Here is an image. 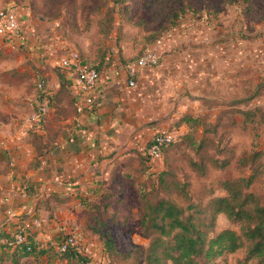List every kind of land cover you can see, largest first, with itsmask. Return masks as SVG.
I'll return each mask as SVG.
<instances>
[{
	"label": "crops",
	"instance_id": "1",
	"mask_svg": "<svg viewBox=\"0 0 264 264\" xmlns=\"http://www.w3.org/2000/svg\"><path fill=\"white\" fill-rule=\"evenodd\" d=\"M23 26L25 40L8 41L0 35V48L21 54L15 63V67L20 65L19 70L29 68L34 78L45 79L50 110L44 129L30 132L37 133L42 141L37 145L32 139L24 141V137L16 136L17 128L12 130L10 126L24 108L31 110L29 102L25 105L23 100L25 89L0 87V141L7 140L5 147L0 145V231L12 234L24 219L35 214L42 223L34 233L45 249L50 244L58 245L64 234L76 228V221H71L79 218L73 215L79 207L113 196L116 173L124 177L130 164L135 162L139 168L143 165L140 146L148 145L157 130L170 127L174 120L179 122L189 112L190 100L195 98L192 94L200 90L204 78L209 77L217 87H240L241 92L249 84L247 52L207 54L203 51L207 47L198 46L195 58H190L182 50L188 37L176 35L177 29L159 65L142 69L137 86L131 87L127 62L136 59L141 48L135 49L131 41L124 39L116 44V54L101 69L96 88L99 105L86 108L77 127L76 103L83 91L77 71L64 67L61 61L73 50L81 53L83 61H95L89 43L77 44L62 35H40L45 25L38 23L25 21ZM85 51L87 55L82 54ZM4 77L0 75V84L12 82ZM247 103L231 105L239 111L252 108ZM134 143H139L138 150L132 149ZM11 161H15L14 166ZM159 162L150 160L152 172L158 170L155 166ZM70 188L77 189L74 196H69ZM37 263L33 256L21 260V264Z\"/></svg>",
	"mask_w": 264,
	"mask_h": 264
},
{
	"label": "rangeland",
	"instance_id": "2",
	"mask_svg": "<svg viewBox=\"0 0 264 264\" xmlns=\"http://www.w3.org/2000/svg\"><path fill=\"white\" fill-rule=\"evenodd\" d=\"M182 4L188 8L187 14L192 13L176 26V35L188 37L187 42L182 44L187 57L195 58L193 55L197 53L198 46L207 47L203 48L207 54L227 55L231 51L244 55L247 52L249 84L241 92L240 87L226 88L223 84L217 87L219 85L213 84L209 77L204 78L200 90L192 94L195 98L190 100L191 106L187 110L186 115L193 120L182 125H176V120L171 122L170 128L176 131L177 140L164 151L155 166L158 170L152 172L150 169L154 165L144 157V166L135 167L134 162L128 166L126 176L120 177L116 173V183L111 187L115 188L116 184L113 196L110 195L112 197H105L101 203L90 202L73 212L74 217H79L71 221H76V228L63 236L75 235L81 248L97 264H145L149 241L143 236L141 227L143 208L139 187L150 191L159 171L171 169L186 178L194 200L208 199L210 188L215 195H223L225 191L220 187L222 180L250 175L251 166H240L238 159L264 148V0H0V9L16 7L24 22L45 25L40 35H62L77 44L89 43V53L98 55L104 52L109 55V61L116 54V44L124 39L131 41L135 49L141 48L139 56L165 32V26L171 25L173 9ZM82 54L87 55L88 52ZM18 56L21 54L0 48V75L4 77L9 73L10 76L4 78L12 81L0 84V87L25 89L23 100L28 105L34 92H37L40 78H34L29 68L19 70L20 65L15 67ZM260 70L262 73L257 75ZM208 82L209 86H205ZM250 97L247 104L253 108L252 115L246 118L238 107L231 104ZM29 112L24 108L10 128H17ZM186 133L196 139H209L210 144L205 151L219 159L233 156L230 164L225 168H216L207 160L204 170L193 167L190 161H199L201 156L182 138ZM39 137L32 132L23 140L32 139L37 141V145L42 141ZM137 144H132V149L138 150ZM260 160L264 163V157ZM70 189L72 194L69 196H74L76 192L73 191L77 189ZM250 189L264 198V173ZM173 197L180 204H186L180 197ZM112 214H116V221L112 220ZM225 228L240 231L239 225L222 213L217 216L212 234ZM110 241L115 245L112 251L107 247ZM126 254H129L128 257H125ZM59 257L56 252L49 251L37 264H66ZM257 263L255 259H248L245 248L226 253L216 260V264Z\"/></svg>",
	"mask_w": 264,
	"mask_h": 264
},
{
	"label": "trees",
	"instance_id": "3",
	"mask_svg": "<svg viewBox=\"0 0 264 264\" xmlns=\"http://www.w3.org/2000/svg\"><path fill=\"white\" fill-rule=\"evenodd\" d=\"M187 12L185 4L176 6L170 15V20H173L171 25L165 26L163 28L165 32L149 46L176 28L184 17L192 14ZM94 55L96 60L90 65L101 73V69L110 62L107 59L108 55L104 52ZM133 60L135 59L131 61ZM131 61L127 62V65ZM42 96H47L46 92H40L39 97ZM250 99L251 97L234 103ZM252 109L240 111L246 118H251ZM192 120V117L185 115L176 125ZM182 138L201 156L199 161H190L193 167L204 170L207 160L216 168H225L230 164L233 156L219 159L205 151L209 147V139L205 137L196 139L189 133L183 134ZM144 157L151 160L150 157L145 155ZM263 157L264 148L253 151L249 157H240L238 159L240 166L247 164L251 166L250 175L222 180L220 187L225 194L215 195L214 190L210 188L208 191L210 197L206 200L202 198L194 200L190 192V182L171 169L157 173V180L151 185L153 188L150 191L140 186L139 199L143 208L141 227L143 236L149 241L145 250V264H216V260L224 254L242 248L246 249L248 259H255L257 264H264V198L250 189L264 173V163L260 160ZM174 195L183 199L186 204H180ZM222 213L233 223L238 224L240 231L225 228L212 234L217 216ZM111 216L112 220L116 221V214ZM19 233V230L12 234L0 231V264H5L6 261L21 264V260L29 256L41 260L49 251L60 255L59 259L66 264H97L81 248L80 243L70 245L65 251H60L57 245L52 244L45 249L37 241L34 232H28L26 239L17 243ZM107 247L110 251L115 249L112 241L107 243Z\"/></svg>",
	"mask_w": 264,
	"mask_h": 264
},
{
	"label": "built area",
	"instance_id": "4",
	"mask_svg": "<svg viewBox=\"0 0 264 264\" xmlns=\"http://www.w3.org/2000/svg\"><path fill=\"white\" fill-rule=\"evenodd\" d=\"M22 15L18 9L12 6L0 9V35H3L8 41L15 39L25 40L26 35L23 31ZM173 31H169L166 35L160 37L153 45L146 48L143 53L135 60L127 65L129 86H137V75L144 68L156 67L160 63L162 54L170 46L173 39ZM64 67H72L77 71L78 85L83 91V95L76 103V116L74 118L75 125L81 126L80 115L85 112L86 108L94 109L99 105L96 95V88L101 78V73L88 62L83 61L81 53L73 50L70 54L62 59ZM45 79H40L37 83V93L30 99L29 106L31 108L29 114L17 126L16 136L23 138L31 131L43 130L46 115L50 110V98L48 96L39 97L40 92H45ZM177 137L176 131L170 127H163L157 130L148 145H141L142 153L150 157V159H160L163 156L164 149L172 145ZM6 139L0 141V145L5 147ZM11 165H15V161H11ZM28 188V187H27ZM25 188V189H27ZM41 219L37 215H32L24 219L18 230L17 243L23 242L28 232H34L41 226ZM79 244V239L75 235H67L58 243L60 251H65L70 245Z\"/></svg>",
	"mask_w": 264,
	"mask_h": 264
}]
</instances>
